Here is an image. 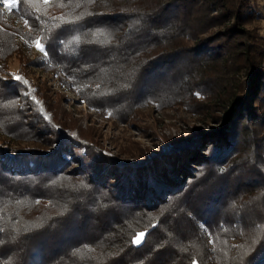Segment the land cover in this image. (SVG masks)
<instances>
[{"label":"trees","instance_id":"1","mask_svg":"<svg viewBox=\"0 0 264 264\" xmlns=\"http://www.w3.org/2000/svg\"><path fill=\"white\" fill-rule=\"evenodd\" d=\"M40 1L14 9L42 34L47 56L36 63L90 83L93 106L131 120L200 93L225 122L121 159L52 104L46 119L25 97L14 109L20 85L0 76V134L29 143L0 139V264H264V0H117L111 11L95 9L102 0ZM6 36L0 59L14 44ZM243 213H259V227L236 260Z\"/></svg>","mask_w":264,"mask_h":264},{"label":"rangeland","instance_id":"2","mask_svg":"<svg viewBox=\"0 0 264 264\" xmlns=\"http://www.w3.org/2000/svg\"><path fill=\"white\" fill-rule=\"evenodd\" d=\"M116 1L117 0H113L110 3L109 0L107 2L102 0L100 6H95V9L98 11H111ZM39 5L46 6L47 4H42L40 1L39 3L37 2L35 7L39 8ZM93 6L94 5H92V7ZM7 8L3 9L0 1V30L7 33L6 39H9V41L11 40L14 44L13 47H10L9 55L7 57H1L0 59V76L4 80L20 85L16 87L21 89V94L13 95L12 100L9 102L14 109H20V103L23 97H25L37 104L40 115L46 119L47 114L42 110L44 109L43 106L44 104H47L46 106L52 104V106L55 107L54 111L59 116L64 115L67 120L71 122V125H69L71 130L77 131V133H80V135L84 137L89 138L90 135L97 144H100L99 146L109 150L121 159H126L127 156H129L128 153L139 154L141 152V154H144L150 149L158 151L159 146L168 147L171 143L164 140L166 138L170 140L175 138L190 139L195 129H203L205 132L211 133L223 126L225 121L218 122L214 117L212 118L209 113L210 111L218 113L220 111L218 110V106L216 108L213 103L204 110L205 107L202 109L198 102H196L205 101V98H203L200 93L195 94L197 97L196 101L193 99L185 101L183 98H180L182 100L181 103L173 102L164 107H158L154 104L141 107L136 110L135 116L131 118V120H128V117L125 119L126 112L123 114V117L120 118L112 113V108H106V110L103 111L93 106L88 101L93 94L90 83L82 82L75 84L70 81V78L66 76L61 69L55 71V69L43 68L36 63L39 58L45 56L38 50L35 42L36 39H39L44 45L42 34L36 33L29 22L28 25H25L24 21H28V19L24 15L15 13L14 9L16 7L11 11ZM261 19L264 25V15L261 16ZM217 29L218 26H215L213 31ZM210 34L212 33H204L201 36L207 37ZM194 41L195 39H192L189 44H194ZM219 57V65L223 66L220 53ZM17 76L26 80L27 84L15 80ZM181 85V87H184L183 82ZM182 93L183 92L180 91L179 96H181ZM184 96L183 94L182 97ZM37 101L39 103H37ZM222 112L223 111L219 113ZM10 113H13V111H10ZM109 113H111V115H109ZM4 125L5 124L0 121V130ZM0 139L4 140L5 145L10 147L29 144L22 139L14 140L2 134H0ZM207 151H209V148H207ZM207 151L205 150V153ZM188 158H190V156H186L185 163L190 161H187ZM77 166V162H72L70 160L69 170ZM199 167L200 166L196 162L191 160L190 173H196L199 171ZM251 194L256 193L252 192L246 195L245 198L249 200L245 207L246 213L251 205L252 207L254 205L256 206L257 198L256 196L250 197ZM243 215V221H241L237 230L240 235H242L240 231L242 228L244 230V232H242L247 236H243L244 241H242L237 250L236 260L240 259L239 256L241 252L245 250L243 249L245 247L244 242L249 243L250 240L252 242L258 232L256 227L259 224L256 225L254 222L256 221L255 217H258L259 213H255L254 216L248 219L245 217V213H243ZM203 227L205 229V226ZM245 228L247 229L245 230ZM236 242L237 240H232V243ZM209 246L213 248L210 240ZM211 258L209 264H215L213 255H211ZM223 258H226V255Z\"/></svg>","mask_w":264,"mask_h":264},{"label":"snow or ice","instance_id":"3","mask_svg":"<svg viewBox=\"0 0 264 264\" xmlns=\"http://www.w3.org/2000/svg\"><path fill=\"white\" fill-rule=\"evenodd\" d=\"M22 2H29V3H30L31 0H3V4H4L5 6H7V7L9 8L10 11H11L13 8H15V7L17 6L18 3H22ZM49 2H50V0H43V3H44V4H48ZM59 2H60V6L63 7V6H64L63 0H59ZM90 2H94V0H90ZM58 19L63 20L64 18H58ZM24 22H25V25H28V21H27V20H25ZM35 42H36V47L38 48V50H39L41 53H43L45 56H47V52H46V50H45V47H44V45L40 42V40H39V39H36ZM15 80H17V81H21L22 83L27 84V81H26V80H23L22 77L17 76V77H15ZM37 103H39V102L37 101ZM109 115H111V113H109ZM145 235H146L145 232H142V231H141V232H138V233L136 234V236L134 237L132 243H133V244H136V245L141 244V243L143 242L144 238H145ZM193 264H197V262H196V261H193Z\"/></svg>","mask_w":264,"mask_h":264},{"label":"built area","instance_id":"4","mask_svg":"<svg viewBox=\"0 0 264 264\" xmlns=\"http://www.w3.org/2000/svg\"><path fill=\"white\" fill-rule=\"evenodd\" d=\"M1 1V5H2V7H3V9L4 8H7L4 4H3V0H0ZM8 10H9V8H7Z\"/></svg>","mask_w":264,"mask_h":264}]
</instances>
